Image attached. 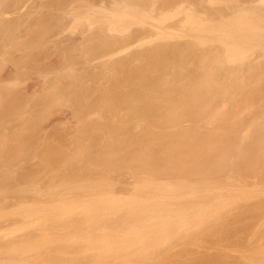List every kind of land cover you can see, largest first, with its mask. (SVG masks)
Returning <instances> with one entry per match:
<instances>
[{
	"label": "bare ground",
	"instance_id": "6f19581e",
	"mask_svg": "<svg viewBox=\"0 0 264 264\" xmlns=\"http://www.w3.org/2000/svg\"><path fill=\"white\" fill-rule=\"evenodd\" d=\"M24 7L30 10L25 12ZM197 7L201 8L200 10L203 8L204 12ZM21 10L25 13H21ZM4 13L16 16L5 19L2 16ZM176 28L182 29L180 34L184 28L191 30L195 38L187 34L190 37L188 40H175L173 37L176 38L174 35ZM76 32L78 35H75ZM177 33L179 35V32ZM129 42L134 45H144L145 48L140 47L141 51L131 50V53L127 50L128 54L125 56L126 53L124 55L122 50L124 51V46ZM131 43L129 47L132 46ZM255 55L256 60L253 58ZM0 56L4 57L6 63L5 65L3 62L5 66H2L3 59L0 58V109L5 117L2 118L3 115H0V127L2 128L1 125L7 122L6 119L13 121L11 119L16 120L19 116L18 123L22 121L20 125L16 122L15 125L20 126L16 127V130L11 127L12 124L8 126L14 130L12 133L8 132L10 135H5L2 131L0 133V203L7 200L5 199L7 197L12 204L15 203L13 205L15 209L20 208L23 203L22 209L17 211L14 209L12 212H10V208L13 209L11 204L12 207L8 206L10 207L8 212L7 207L5 209V206L0 204L5 209V213H0V219L4 216L3 220H0V229L6 228L10 221L8 219L13 220L17 217L18 220L22 219L24 224L29 225L38 218V215L39 217L43 215L48 221L42 220V228L52 229V226L47 224L49 222L54 228L58 226L60 228L61 225L66 228L68 225L72 234L85 231L82 235L78 233L76 243L70 238H75L77 234L74 235L75 237L70 236L69 239L67 236L65 240L59 235L61 233L59 228L56 231L54 229L48 231L47 228L43 231L44 229L40 228L41 224L38 223L35 229L40 227L36 230L41 229L40 232L45 233L48 231L46 235L41 232L46 236L43 237L39 231L34 232L36 231L33 228L34 224L31 229L26 225L25 227L30 229L28 235L36 233L31 234V240L33 237H38V241L35 239V242L33 239L34 243L32 241L26 243L27 239L30 240V236L25 233L26 230L17 238L12 235L8 240L0 235L3 239H0V254H3L0 257H5L4 262L6 259L9 260L11 253L13 254L11 256L16 254L14 257H19V260L27 253L23 263L18 261L16 264H24L28 255L31 260L27 263L32 262V259L37 260L31 264L36 261L41 263L38 259L47 258L50 251L55 252L57 249L56 253H59L58 248L62 247V250L68 253L70 250L72 252L73 248H77L79 253L83 246H88L83 250L88 249L91 254L84 252V255L73 257L72 252L73 260L81 258L88 261L91 257L97 256V260L105 259L104 261L108 260L107 263L115 259L112 262L114 263L120 257L125 259L124 256L133 255L136 260L149 256L150 259L148 257L147 259L151 260L150 264H159L158 260L160 264H176L179 260L184 261L186 255L185 261H187V255L189 259L192 257L189 255L190 252L185 253L182 258H180L181 254L177 258L168 257V254L166 258L162 257L165 258L163 261L153 258L156 253L166 254L175 240L196 234L195 232L202 228L207 227V231L213 229L215 226L211 227L210 224L217 223L216 220L220 223L219 219L226 217L224 214L229 207L234 211L239 210L240 201L243 200L245 203L244 200L250 197L252 199L254 193H250L252 189L245 190L246 187L239 189L238 193H232L234 185H250L248 182L251 180L247 182L244 177L260 176L256 179L262 178L259 180L260 186L264 184V0H0ZM261 57L263 60L260 59ZM140 59L144 64L140 65ZM6 61H9L8 63L11 61V65H7ZM6 66L7 68H4ZM32 74L33 77L35 75L38 77L39 82H34L35 85H31L30 91L28 89L23 92L26 85L21 89V80L23 77L26 79V75ZM31 105L35 106L37 111L33 112L31 109L28 111ZM57 107L71 109L70 117L73 115L77 119L76 128L74 130V124L70 123L74 118L69 117L70 120L67 121L69 124L65 123L67 119L62 121L66 124V126L63 124V127L51 121L52 124L47 130L48 136H60L62 137H58L60 142V139L66 140V136L69 138L70 135L71 138L75 135L73 138L76 148L73 149L74 143L70 144L67 140L72 147L68 148L69 144H65L66 149V146L62 148L61 145L57 149L56 147L59 146L56 145L55 149L50 148L51 152L49 151L48 154L47 152L45 154L43 149L42 154L45 155L43 157L40 155L42 158H39L43 161L39 164L42 167L38 165L37 168L36 164L40 161L38 162L37 159L36 163L34 161L32 163L30 159L32 156H39L37 152H40L38 149L40 146L35 145L37 147L34 148L35 151L34 143L28 142L32 141L33 135H36L33 136L34 139L38 138V133L42 132L39 131V127L43 119ZM25 112L29 115L27 118H25L27 115L23 114ZM97 112L96 118L94 115L91 117ZM136 123H141L139 126L141 129H135ZM83 138L90 141L84 145L85 147L81 144ZM79 139L82 142H79ZM15 141L16 146H11ZM88 141L84 140L85 143ZM16 149L21 150L22 155H29L30 159L26 158L27 162L34 164L36 172L34 167H29L32 164L26 165L23 160L27 168L24 169L23 165L22 169L21 161L18 160L25 157H17L20 156L21 151L17 152ZM27 151L30 153L28 154ZM15 159H18L17 162ZM13 163L20 165L22 169L20 173L16 172ZM28 168L30 169L27 170ZM41 168H50L51 173H48L52 176L46 178L47 170L46 173L39 172L43 170ZM11 170H15L19 176L13 174L14 171ZM41 173L47 174L44 175L45 178L40 177ZM39 177L43 178L41 181H47L43 185V187L47 185L44 188H41ZM256 181L255 184L258 186ZM116 185L121 187L116 188ZM123 185L124 187L127 185L126 188L130 185L132 187L129 190L125 188L124 191ZM111 189L114 191L113 194ZM115 189L123 194L125 192L128 194L129 191L130 197L133 198L120 201L118 197L122 193H118ZM224 189L231 190V194ZM260 189L253 192L264 193L263 189L261 191ZM108 190L112 195L108 197L107 194H102L105 191L108 193ZM131 190L133 191L130 192ZM133 193L138 196H132ZM99 194L105 196V199L102 196L98 198ZM114 194L120 195L117 197ZM79 195L80 198H85V203H82L84 200L81 199L82 201L78 200L80 203L74 205L73 197L79 199ZM258 195L255 194L256 197ZM121 196L123 198L126 195ZM143 196H145L144 200ZM32 197L40 199L37 201L39 207L35 206V203V207H28L27 205L30 204H25V201L26 203L31 201ZM61 197H66L63 199L66 204L67 200L73 199V202L69 201L73 204L66 207ZM94 197L96 199H93ZM56 199H60L65 206H60V203L57 206V201H60L57 200L52 209ZM258 200L260 201V198ZM17 203L21 204L16 205ZM49 203L52 204L49 208L42 207L45 204L50 205ZM73 205L75 207H72ZM257 205L258 207L251 206L252 210L249 206L246 208L243 205L245 212L242 211L255 212L256 216L259 214L257 211L260 202ZM76 207L82 211L76 210ZM263 209L260 208V211H264ZM3 210L1 211L0 208L1 212H4ZM73 212L79 216L75 215L76 217L73 218ZM112 213L110 217L108 214ZM244 215V219L248 217L247 221L254 217H250L249 214L247 217L246 214ZM99 220H103L100 223L110 220L104 222L110 229L108 232L101 229L103 223L101 226L99 224L102 231L98 232L99 234L95 232L99 229L96 225V221ZM61 221L67 224L63 225ZM85 221L88 224L90 222L91 226H87ZM14 222L10 221L12 226ZM92 222L95 223L96 230ZM45 224L47 225L44 226ZM85 225L90 229L93 227L94 231L85 229ZM80 226L84 228L79 229ZM227 227L228 225L224 227L225 230ZM64 230L62 229V232ZM218 230L216 228L211 231L210 235L215 237V234L220 233V237L222 235L228 239L232 229L228 230L227 234V230L222 234ZM49 232H52V235ZM54 232L58 236L53 235ZM67 232L65 230L61 235L68 234ZM71 233L69 235H72ZM232 235L229 238H234ZM21 236L25 242L20 239L23 244L15 243ZM40 236L43 239L39 238ZM226 238L223 239L227 241ZM68 240L75 242L81 249L74 247L75 245L71 246L73 242L71 241L70 244ZM204 240H201L202 243ZM79 242L83 244L85 242L86 245ZM15 244H18L17 247ZM66 244H70L69 248ZM207 244L209 246V242ZM32 249L35 250L36 255L40 252L39 249L41 252L45 250L40 258H36V255L34 257L32 254L34 253ZM92 251L97 252L96 256L92 255ZM65 252L60 253L61 256L55 253H50L49 256L54 260L53 262L57 261V264L60 261L63 262L60 264L66 262L70 264L71 252L67 257V253L62 257ZM5 253L10 254L4 255ZM224 255L220 254V256ZM256 255L249 257V263L264 264V252L261 251ZM197 257L199 262H203L202 264H220L218 259V261L214 260L216 256H212L214 257L212 259L210 254L211 259H203L204 257H200L199 254ZM17 258L11 257L10 260H18ZM50 258L43 262H51ZM140 261L139 263H142V260ZM53 262L47 264H56Z\"/></svg>",
	"mask_w": 264,
	"mask_h": 264
},
{
	"label": "rangeland",
	"instance_id": "374dc122",
	"mask_svg": "<svg viewBox=\"0 0 264 264\" xmlns=\"http://www.w3.org/2000/svg\"><path fill=\"white\" fill-rule=\"evenodd\" d=\"M28 4H29V3H28ZM32 4H33V3H32ZM29 5H31V3H30ZM29 5H27V6L30 7ZM31 6H33V5H31ZM200 7H201V6H200ZM24 8H25V7H24ZM31 8H32V7H31ZM197 8H198L199 10L201 9V8H199V7H197ZM22 10H24V9L22 8ZM22 10H21V11H22ZM28 10H30V8L27 9V7H26L24 11L27 12ZM24 11H22L21 13H25ZM200 11H203V8H202V10H200ZM203 12H204V11H203ZM203 12H202V13H203ZM21 13H20V14H21ZM12 14H13V13H12ZM2 16L5 17V19H10L11 17L13 18V17L16 16V15L13 16V15H11V14H8V13L5 14V13H4V15H2ZM178 16H180V14H179ZM178 16H177V17H178ZM181 16H183V15L181 14ZM177 17H176V18H177ZM176 18H175V20H176ZM178 18H180V17H178ZM169 20H171L172 22H174L172 19H169ZM169 20H167V22L171 23ZM169 23H168V24H169ZM166 24H167V23H166ZM168 24H167V25H168ZM172 24H174V23H172ZM35 26H36V24H35ZM36 27H37V26H36ZM36 27H35V28H36ZM178 27H179V26H178ZM181 27L183 28V26H180V28H181ZM184 29H186V28H184ZM184 29H183L182 33L180 34V31H181L182 29H181V30H177V28H176L175 30H177V31L174 30V31L176 32V34H174V35L176 36V38H175V37H173V38H174L175 40L178 41V40H183V39L188 40V39L190 38L189 35H190L191 37L193 36V35H192L193 32H192L191 30H188V29L184 30ZM188 31H190L191 33H189ZM70 32H71V30H70ZM177 32H179V35H178ZM183 32H185V33H183ZM76 33H77V32H76ZM73 34H74V33H73ZM183 34H184V35H183ZM187 34H189V35H187ZM75 35H78V33L75 34ZM174 35H173V36H174ZM182 35H183V36H182ZM18 37H19V36H18ZM21 37L23 38V35H21ZM179 37H180V38H179ZM188 37H189V38H188ZM186 38H187V39H186ZM192 38L194 39L195 37L193 36ZM192 38H191V40H192ZM142 41H143V40H142ZM142 41H139V42H142ZM189 41H190V40H189ZM181 42H183V41H181ZM186 42H187V41H186ZM130 43H131V42H129V44H130ZM134 43H135V42H134ZM129 44H126V45H128V47H127L126 45L124 46V51L122 50V53H123V54L126 53V55L124 54L125 56H127V54H128L129 52L131 53V50H134V49H136V50L139 49V50H140V47H141V49H144V48H145L144 45H140V44L137 45V44H136L137 47H138V48H137L136 45H134L133 43H131V44H132V46L134 45V47H132L131 45H130L131 47H129ZM142 46H143V47H142ZM135 47H136V48H135ZM125 48H126V49H125ZM129 48H130V49H129ZM127 50H128V53H127ZM136 50H135V51H136ZM139 50H137V51H139ZM140 51H141V50H140ZM132 52H133V51H132ZM120 53H121V52H120ZM122 53H121V55H123ZM254 54H255V53H254ZM124 55H123V56H124ZM256 55H257V54H256ZM256 55L253 57L254 59L256 58ZM140 57H141V56H140ZM0 58L3 59L4 57H3V56H0ZM257 58H258V57H257ZM262 58H263V57H261L260 59L263 60L264 58H263V59H262ZM255 60H256V59H255ZM258 60H259V59H257V61H258ZM0 61H1V60H0ZM140 61H141V59H140ZM140 61H139L140 65L144 64V63H143V62H144L143 60H142L143 62H142V61L140 62ZM259 61H260V60H259ZM1 62H2V64H3L4 59H3ZM6 62H7V61H6ZM8 62H9V61H8ZM8 62H7V65L9 64V66H10V65H11V61H10V63H8ZM141 63H142V64H141ZM0 64H1V63H0ZM4 64L6 65L5 62H4ZM4 64H3L2 66H5ZM4 68H7V66L4 67ZM4 70H6V69H4ZM35 76H36V75H35ZM35 76H34V77H35ZM26 77H27L26 79H24V77H23L22 80H21V81H22V82H21V83H22V84H21V89L24 88L23 85H26L25 88L22 90L23 92H24V91H28V89H29V91H30V90L32 89L31 85H32V86H33V84L35 85L34 82L37 83V81L39 80L38 77H35V78H34V77H33V74H32L31 76H27V75H26ZM119 78H120V77H119ZM23 79H24V80H23ZM28 79H29V80H28ZM31 79H32V80H31ZM36 79H37V80H36ZM26 81H27V82H26ZM30 81H31V83H30ZM32 81H33V82H32ZM23 82H24V83H23ZM25 82H26V83H25ZM38 82H39V81H38ZM29 84H30V85H29ZM34 107H35V106H34ZM34 107L31 105V107L28 108V111H29V109H31L33 112L37 111L36 108H34ZM36 107H37V106H36ZM58 108H59V107H57L56 109L54 108V110H52V113H50V114L48 115V117H46L45 119H43L42 124H41L42 126L39 124V125H40V127H39V128H40L39 131H42V132L44 131L45 133L42 134V132H41V133L39 132L38 135L41 134L42 136L39 135V136H40V138H39V136L37 135L38 138H37V139L35 138L36 140L33 138L34 135L32 136V134H31V136H32V138H31L32 141H29V140H28L29 142L27 141L28 143L33 142V143H34V144H33L34 146H35V145H37V147L40 146V147L38 148V149L40 150V152H37V153L39 154V156L35 157V156H32V155H31L32 158L30 159L29 155H28V156H26L25 154L22 155V151L16 149L17 152H20V151H21V152H20V156H17V157H21V156H24V157H25V159H24L23 157H22L23 159L21 158V160H20V158H19V160L17 159L18 161H21V162H20L21 167L24 165V169H25V167L27 168V166H26V165H28L27 163H30V161H31V162L34 161V163H36V162H37V159H38V162L40 161L39 163L36 164V166H37V168H38V165L41 164V163L43 162L42 159L40 160L39 158H42L43 155L46 154L45 152H47V154H48L49 151H50V148H51V150H53V148L55 149V146H56V145H57V146L61 145L62 148H64V147L66 146L65 144H69L68 141H70V144H71L72 142L74 143V144H73V149L76 148V147L74 148V146H76V145H75L76 142H74V138H73V136H75V135H72L71 138H73V139L70 138V135H69V138H68L67 136H66V138L63 137V138H65L66 140H64V139H63V140L60 139V142H59L58 137H59V138H62V137L57 136V135H55V136H54V135H51L52 137H49V136H48V133H49V132L47 131V130H49L48 126H50V124H52V122H54V123L57 122V123H59V124L61 123V125L58 124V126H59V127H60V126L63 127V124L66 126L65 123H68V122H67L68 120H70L71 118H74L73 120H71L70 123H71V125L74 124V125H73L74 130H75V128H76V127H75V122L77 121V119L75 118V116L73 117V115H72V117H70V116H71V113H70L71 109L66 108V107H64V109H63V107H60L59 109H58ZM20 109H21V108H20ZM20 109H18V110L21 112ZM37 109H38V108H37ZM66 109H67V111H66ZM31 110H30V112L33 113ZM56 110H57V111H56ZM101 110H102V109H101ZM54 111H55V112H54ZM64 111H65V112H64ZM0 112H1V109H0ZM53 112H54V113H53ZM68 113H69V114H68ZM3 114H4V113L1 112L0 115H3ZM21 114H22V113H21ZM23 114H24V115H25V114L27 115L25 118H27V117L29 116L27 112H25V113H23ZM23 114H22V116H23ZM95 114H98V112L92 114L91 117H93V115H94V118H96V115H95ZM60 115H61V116H60ZM67 116H68V117H67ZM97 116H98V115H97ZM1 117H2V116H1ZM17 117L19 118V116H17ZM23 117H24V116H23ZM58 117H60V118H58ZM64 117H66V118H64ZM69 117H70V119H69ZM2 118H5L4 115H3ZM2 118H1V121H3ZM18 118L16 119L17 121L15 120V118L11 119V120H13V121H10L9 119H6V121H7V122L9 121L10 124L6 122L5 124L1 125L2 128H4V129H2V128L0 127V129H1V130H0V133H1V131H2L3 134H5V135H10V134H8V132H9V133H10V132L12 133V131H14L13 128L15 129V128L17 127V126H16V125H17L16 122L18 123ZM20 118H21V117H20ZM54 118H55V119H54ZM56 118L59 119V120H57ZM61 118H63V119H61ZM65 119H67V120L65 121V123H62V121H64ZM75 119H76V120H75ZM92 119H93V118H92ZM21 120H22V119H21ZM53 120H54V121H53ZM4 121H5V120H4ZM51 121H52V122H51ZM59 121H60V122H59ZM73 121H74V122H73ZM134 121L136 122V120H134ZM19 122H20V121H19ZM21 122H22V121H21ZM21 122H20V123H21ZM135 122H133V124H134ZM137 122H138V121H137ZM20 123H18V124L20 125ZM40 123H41V122H40ZM43 123H44V124H43ZM54 123H53V124H54ZM57 123L55 124L56 126H57ZM72 123H73V124H72ZM6 124H7V125H6ZM11 124H12V126H11ZM15 124H16V125H15ZM68 124H69V123H68ZM68 124H67V125H68ZM133 124H132V125H133ZM140 124H141V123H140ZM140 124H137V123H136L135 126H134L135 129H137V130H138V129H141V127H139ZM9 125H10L11 127H13V128L8 127ZM77 125H78V123H77ZM79 125H80V122H79ZM14 126H15V127H14ZM45 126H46V127H45ZM19 127H20V126H19ZM19 127H17V128H19ZM132 127H133V126H132ZM41 128H43L44 130L41 129ZM47 128H48V129H47ZM11 129H12V130H11ZM15 130H16V129H15ZM3 131H4V132H3ZM5 132H6V133H5ZM47 132H48V133H47ZM35 133H37V132H35ZM46 133H47V134H46ZM11 135H12V134H11ZM45 135H47V136H45ZM49 135H50V134H49ZM31 136H30V137H31ZM35 136H36V135H35ZM35 136H34V137H35ZM45 137H46V138H45ZM47 137H48V138H47ZM76 137H77V136H76ZM0 138H1V136H0ZM77 138H79V137H77ZM77 138H76V140H77ZM38 139H39V140H38ZM45 139H46V140H45ZM81 139H82V138H81ZM81 139H79V140H80L79 142H82ZM83 139H84L85 141H88V140H89V139L86 140L85 138H83ZM67 140H68V141H67ZM71 140H73V141H71ZM84 140H83V142L81 143V144H83V146H84L85 144L87 145V143L90 142V141H88V142L85 143ZM63 141H64V142H63ZM65 141H66V143H65ZM23 142H24V141H23ZM36 142H37V143L40 142L41 144H40V143H39V144H36ZM42 142H43V144H42ZM54 142H55V144H54ZM62 142H63L64 144H62ZM79 142H77V145H78ZM9 143H11V142H9ZM9 143H8V144H9ZM12 143H13V144H12ZM12 143H11V146H12V145H15V144H16V141H15V142H12ZM14 143H15V144H14ZM18 143H19V142H18ZM26 144H27V143H26ZM46 144L49 145V146L47 147ZM51 144H52V147H51ZM53 144H54V145H53ZM70 144H69V147H68V148L72 147V145L70 146ZM81 144H79V145H81ZM19 145L22 146L21 144H19ZM31 145H32V143H31ZM33 145H32V146H33ZM42 145H44V146H42ZM15 146H16V145H15ZM23 146H24V145H23ZM53 146H54V147H53ZM63 146H64V147H63ZM37 147L35 146V147H33V149H34V148L37 149ZM81 147H82V146H81ZM84 147H85V146H84ZM41 148H42V150H41ZM56 148L59 149L60 146H59V147H56ZM66 148H67V146L65 147V149H66ZM33 149H32V150H33ZM43 149H44V151H43ZM46 149H47V151H46ZM48 149H49V150H48ZM73 149H72V150H73ZM16 150H13V151H15V153H16ZM34 150H35V149H34ZM39 150H37V151H39ZM62 150H64V149H62ZM67 150H68V149H67ZM35 151H36V150H35ZM42 151H43L45 154H44V153L42 154ZM24 152H26V150H24ZM24 152H23V153H24ZM27 152H28V151H27ZM50 152H51V151H50ZM29 153H30V151L28 152V154H29ZM37 153H36V154H37ZM40 153H41V154H40ZM16 154H19V153H16ZM26 154H27V153H26ZM40 155H41L42 157H40ZM17 157H16V158H17ZM28 157H29V158H28ZM34 157H35V158H34ZM26 158L30 159V161L27 162V159H26ZM15 160H16V159H15ZM15 160H14V161H15ZM17 160H16V162H17ZM22 160L26 163V165H25V163H24ZM25 160H26V161H25ZM35 161H36V162H35ZM16 162H15V164H16ZM22 162H23V163H22ZM32 163H33V162H32ZM32 163H30V164H32ZM15 164L13 163V165H15ZM17 164H18V163H17ZM13 165H12V166H13ZM20 165H15V167L13 166V167L16 169V172L19 171L18 173H20L21 170L23 169V167H22V169H21ZM17 166H18V168H17ZM39 166L42 167V165H39ZM43 166H44V165H43ZM19 167H20V168H19ZM29 167H34V164H32V166L29 165ZM40 167H39V169H40ZM35 168H36V167H34V171H35ZM10 169H13V168H10ZM29 169H30V168H28L27 170H29ZM31 169H33V168H31ZM41 169H43L44 171H43V170H41V171L39 170V172H45V170H47V171H46L47 173H48V172L51 173V169H50V168H48V169H50V171H48L47 168H46V169L41 168ZM0 170H1V168H0ZM36 170H37V169H36ZM11 171H12V172L14 171L13 174H17V173L15 172V170H11ZM37 171H38V170H37ZM52 171H53V170H52ZM54 171H55V174H54V175H56V170H54ZM30 172H32V171L30 170ZM35 172H36V171H35ZM46 172H45V173H46ZM45 173H44V174L41 173L42 175H40V177H41V176L44 177V175H47V174H45ZM50 173H48V176H47L46 178L49 179ZM53 173H54V172H52V174H53ZM17 176H19V175L17 174ZM51 176H52V175H51ZM51 176H50V177H51ZM40 177H39V179H40ZM113 177H114V176H113ZM248 177H250V178H252V179H250V178H248ZM253 177H254V180H253ZM258 177L260 178V176H257V177H256V176H253V175H252V176H246V177H244V179H245L247 182H248V180H251V181H252V182H251V181L248 182V184H250V185H247L248 187H247L246 185H245V186L241 185L242 187H241L240 185H234V186H232V193H233V194H234L235 192L238 193V192H239V191H238L239 189H242V188L245 189V187H246L245 190L250 191V190L252 189V190L250 191V193H254V194H253L254 196H255V194H259V195L261 194L260 197H259V195H258L257 197H256V196H255V197L252 196V199H251V197H250V198L244 200L246 204L243 202V200L240 201V203H238V206L241 205V206H239V207L242 208V209L240 208L241 211L244 210V212H245V208L243 209V207H242L243 205H244V207H246V208H247V206H249V207L251 208V206H254V205H256V206L258 207L257 203L259 204V202H260V206L263 205L262 207L259 206V211H257L260 215H259V214H256V216L258 215V216L256 217V216H255V212H250V211H246L247 213H244V212L242 211V212H243V215H242L241 211H239L240 209H239V210H236V209H235V211H234V210L229 209V208H230V207H229V208H228L229 210L227 209V210H226V214H224V215H226V217L223 216V218L219 219V220H220V223H219L218 220H216L217 223L215 222V224H217V225H215L214 223H212V224H214V225L210 224L211 227H212V226H215V227H213V229L211 228V230L209 229V230L207 231V230H206L207 227H206V228H202V230L197 231L198 233L195 232L196 234H190V235H187V237H185V238H183V239L181 238L180 240L178 239V241L175 240L174 242H172V247H171V249H169L168 252H167L166 254H165V253H162V252H160V253H156V254H155L156 256H155L153 259H156V258H157V259H162V257H164V256H165V258H166V255H168V254H169L168 257H171V258H173V257H176V258H177V257H179V255L181 254V255H180V258H182V257H184L183 255H185V253L190 252L189 255L192 256V257H190V259L188 258V255H187V259H188V260L185 261V259H186V255H185V257H184V258H185L184 261L178 259V260L181 261V262L178 263L179 261H177L176 264H177V263H178V264H181V263L183 264V262H186V263L188 262L187 264H193L194 261H196V263L194 262V264H202L203 262H199V260H198V257H197L198 254H199L200 257H204L203 259H205V258H210V257L213 259V258L216 256V258H215L214 260H216V261L219 260V261H220V262H219L220 264H221V263H222V264H226V263L229 264V262H231L230 264H238V263L241 262V261H242L241 264H243V262H244V264H252V263H249V257H253L252 255L255 256L256 254L258 255L261 251L264 252V211H260V208H261V210H262V208H264V193H256V192H253L254 190H255V191H259V190H257L258 188H259V189L261 188V189H263L262 191H264V184L260 186V183H261V182L259 181V180H262V178L257 180L256 178H258ZM37 178H38V177H37ZM44 178H45V177H44ZM53 178H54V176H53ZM53 178H51V179L53 180ZM35 180H36V178H35ZM41 180H43V178H41L40 181H41ZM44 180H45V179H44ZM52 180H49V181H52ZM256 180H257L258 182H257ZM36 181H37V180H36ZM38 181H39V180H38ZM45 181H46V180H45ZM45 181H41V182H40V184L42 185V186L40 185L41 188L43 187ZM253 181H254V182H253ZM255 181H256V183L258 184V186L255 184ZM259 182H260V183H259ZM42 183H43V184H42ZM46 183H47V181H46ZM253 184H255V186H256V188H254V189H253V187H255V186H252ZM40 186H39V187H40ZM45 186H47V185H45ZM45 186H44V187H45ZM116 186H117V185H116ZM116 186H115V187H116ZM118 186L121 187V185H118ZM118 186H117L116 188H119ZM235 186H236V187H235ZM239 186H240V187H239ZM249 186H250L251 188H250ZM262 186H263V187H262ZM44 187H43V188H44ZM126 187H127V185H126ZM126 187H124V185H123L124 191H126V189L129 190V188H131L132 186L130 185L129 188H126ZM257 187H258V188H257ZM113 188H114V187H113ZM125 188H126V189H125ZM233 188H234V189H233ZM107 189H108V188H107ZM107 189H106V190H107ZM120 189H121V188H120ZM261 189H260V191H261ZM111 190H112V189H111ZM115 190H116L117 192L119 191V190H117V189H115ZM121 190L123 191V189H121ZM133 190H134V189H133ZM133 190H131L130 192H132ZM235 190H236V191H235ZM109 191H110V190H108V193H110V194L105 193V192H107V191H105L104 193L102 192V194H103V195H106V194H107L108 197H109L110 195H112V194L114 193L113 190H112V194H111V191H110V192H109ZM224 191H225V192H228V193L231 194V190H228V191H227L226 189H224ZM134 192H136V191H134ZM115 193H116V192H115ZM118 193H120V194L122 193L121 195H126V196L129 195V196H127V197L124 196V197L122 198V196H121L120 194H119L120 196H119L118 194H117V195L114 194V196H117V197L119 196L118 198H120V199H118V200H120V201L123 200V202H124V200H127V201H128L129 197L131 196V193H129V191H128V194H127V192H125L126 194H125V193L123 194V192H118ZM228 193H227V194H228ZM63 194H64V193H63ZM63 194H62V195H63ZM65 194H67V193H65ZM102 194H99L100 196H97V197L99 198V197L102 196V197L105 199V196H103ZM67 195H68V194H67ZM77 195H78V194H77ZM77 195H75V196H77ZM81 195H82V194H81ZM134 195H135V197L138 196V195H136V194L133 193L132 196H134ZM262 195H263V196H262ZM60 196H61V194H60ZM64 196H66V195H64ZM68 196H69V195H68ZM68 196H66V197H68ZM75 196L73 197L74 200H75L74 205H76L77 203H80L78 200H81V199L84 200V199H85L84 197H83V198H82V197L80 198V195H79V199H78V197L76 198ZM94 196H95V195H94ZM261 196H262V197H261ZM66 197H61V200H62V203L65 204L66 207H67V205H72V204H73V203L70 204L69 201L73 202L74 200H73V199H72V200L69 199V200H67L68 203L66 204V203H65L66 201H65V200L63 201V199H65ZM95 197H96V196H95ZM95 197H94L93 199H96ZM106 197H107V196H106ZM32 198H33V197H32ZM57 198H58V196H57ZM59 198H60V197H59ZM69 198H71V195H70ZM124 198H127V199H124ZM130 198H133V197H130ZM259 198H260V201L258 200ZM5 199H7V200H5ZM5 199H4L5 201H4V202L2 201L0 204L3 205V206H5V209H6V207H7V209H6L7 212H8L10 209H11L10 212H12V210L14 211V209H15L14 207H15V206H13V205H14L15 203L12 204V201L9 199V197H7V198H5ZM12 199H13V198H12ZM33 199H35L36 202L33 201ZM33 199H32L31 201H28V199H27L28 202L26 203V201H25V204H26V205H27V204H30V205H27L28 207H35V206L39 207L37 201L40 200V199H39V198H33ZM76 199H77V200H76ZM86 199H87V198H86ZM90 199H92V198H90ZM90 199H89V201H91ZM142 199L144 200V199H145V196H143ZM249 199H250V201H249ZM9 200H10V201H9ZM29 200H30V198H29ZM44 200H46V199H44ZM57 200H60V199H56V200H54L55 203H54L53 206H52L51 203H49L50 205H47V206H46V204H48V202H47L48 199H47L46 204L43 205V206L41 205V206H42V207L45 206V207H48V208H49V206H52V209H53V208L55 207V205H56V201H57ZM61 200H60V201H57V206H58V203H60V206L63 207V206H65V205H63V204L61 203ZM13 201L16 202V200H13ZM41 201L44 202L42 199H41ZM41 201H40V202H41ZM50 201L53 203V201H52L51 199H50ZM50 201H49V202H50ZM81 201H82V200H81ZM89 201H86V202H89ZM247 201H248L250 204H254V205H250ZM261 201H262V202H261ZM30 202L33 203V204H31ZM125 202H126V201H125ZM4 203H5V204H4ZM34 203H35V206H34ZM82 203H85V200H84ZM82 203H81V204H82ZM10 204L13 206V209L10 208V207H12V206H10ZM18 204H19V203H17L16 205H18ZM20 204H21V203H20ZM20 204H19V205H20ZM22 204H23V203H22ZM22 204L19 206L20 208L22 207ZM40 204H41V203H40ZM42 204H44V203H42ZM1 205H0V208H1V211H2L4 208L1 207ZM32 205H33V206H32ZM74 205H73L72 207H75ZM8 206H10V207H9L10 209L8 208ZM41 206H40V207H41ZM60 206H59V208H60ZM256 206H255V207H256ZM17 207H18V206H17ZM17 207H16V208H17ZM23 207H25V205H23ZM45 207H44V208H45ZM236 207H237V206H236ZM239 207H238V208H239ZM20 208H18V209H20ZM44 208H43V209H44ZM56 208H57V207H56ZM77 208H78V207H76V210H79V209H80V208H79V209H77ZM90 208H91V207H90ZM231 208H232V207H231ZM5 209L3 210L4 212H1V211H0V213H1V214H2V213H5ZM8 209H9V210H8ZM18 209H15V210L17 211ZM21 209H22V208H21ZM50 209H51V208H50ZM233 209H234V208H233ZM230 210H231V211H230ZM248 210H249V209H248ZM250 210H252V208H251ZM263 210H264V209H263ZM80 211H82V210L80 209ZM238 211H239V215L236 217V214L238 213ZM228 212H229V213H228ZM230 212H231V213H230ZM257 212H256V213H257ZM73 213H74V212H73ZM82 213H83V212H82ZM84 213H85V210H84ZM233 213H234V214H233ZM250 213H251V214H250ZM253 213H254V214H253ZM261 213L263 214L262 216H261ZM228 214H231V215L228 216ZM240 214L242 215V217H241ZM244 214H246V217L248 216L247 214H249V216L253 214V216H254L255 218H254L253 216H250V217H253V219L250 220V218H249L248 221H247V218H248V217H247L246 219H244V218H245V217H244V216H245ZM70 215H71V214H70ZM75 215H76V214L74 213V217H73V218H75L76 216H79L78 214H77L76 216H75ZM108 215H110V217H111V216L113 215V213H112V214H108ZM36 216H37V215H36ZM42 216H43V215H42ZM42 216L39 217V215H38V218L35 219V220H33L32 222H30V220H31L32 218L29 219L28 222H30V224H29L30 227H28V226H29L28 224H24V221H23L22 219H20V218H19L20 220H18L17 217H15L13 220L8 219V220H10V221H15V222H14L15 224H13V226H12V224L10 223V221H8L10 225L8 224L7 226H9V227L5 226L6 228H4V227H3V229L1 228L0 230H2V231H0V233H1L0 235L2 236L3 239L6 238L7 240L10 239V236L12 237V235H13L14 237L17 238V236H18V235H22L23 232H25V230H26L25 233L27 234V233L29 232V230L32 228L33 224H34L33 228L35 229V226H36V224H38V223L41 224V227H40V226H39V227H40L42 230L44 229L43 231H45V229H46L47 227H46V228H45V227L42 228V223H43L42 220H45L46 222H47L48 220H47V219H44V216H43V217H42ZM71 216H73V214H72ZM71 216L69 217V219L71 218ZM232 216H233V220H232ZM260 216H261V217H260ZM3 217H4V216H1V219H2V220H3ZM108 217H109V216H108ZM228 217H229V218H228ZM234 217H235V218H234ZM239 217H240V218H239ZM16 218H17V219H16ZM40 218H41V221H40ZM241 218H242V219H241ZM1 219H0V220H1ZM15 219H16V220H15ZM38 219H39V220H38ZM62 219H63V218H62ZM109 219H110V218H109ZM64 220H65V218H64ZM64 220H63V221H64ZM74 220H75V219H74ZM5 221L7 222V220H5ZM16 221H17V222H16ZM21 221H22V222H21ZM26 221H27V219H26ZM63 221H61V222H63ZM65 221L67 222V220H65ZM100 221H103V220H99V221H98L99 223L96 221V225H97V227L99 228V227L101 226V224L103 223V227H101V229H102V230L105 229L104 231H107V232H108L110 229L107 228V227L105 226L106 223L104 224V222H106V221H109V222H110V220H106V221L104 220V222H102V223H100ZM221 221H222V223H221ZM18 222H19V223H18ZM28 222H25V223H28ZM72 222H73V221H72ZM213 222H214V221H213ZM247 222H248V223H247ZM44 223H45V222H44ZM92 223H94V222H92ZM97 223H98V224H97ZM111 223H112V222H111ZM218 223L220 224V226H219ZM19 224H20V225H19ZM47 224H48V226L50 225V227L52 226V229L47 228L48 231H54V230L56 231V229L59 228L58 225H57L58 227L54 228L53 225H51L49 222H48ZM47 224H45L44 226H46ZM62 224L64 225V224H67V223H64V222H63ZM72 224H73V223H72ZM72 224H71V225H72ZM85 224H87V226H88V225H90V222H89V224H88V222L85 221ZM99 224H100V226H99ZM107 224H108V223H107ZM224 224L228 225V227H229V228L227 227V229H226V230H227L226 234L228 233V230H231V229H232V230H233V229L235 230V231L233 230V233H232V230H231V232H230V234H229V236H231V235L233 234L234 236L232 235V237H234V238H231V237L229 238V236H228V239H227L226 237H224V236H222V235H221V237H220V233L217 234V235H219L218 237H217L216 234H215V237H214V236L212 237V235H210V234H212L211 231L216 230V228H217V230L219 229V230L221 231V234L224 233V231H226V230H225L226 225H224ZM26 225H28V226H26ZM59 225H61V224H59ZM71 225H70V226H71ZM78 225H79V224H78ZM82 225H84V223H83ZM94 225H95V223L93 224V226H94ZM96 225H95V226H96ZM110 225H111V224H110ZM229 225H230V226H229ZM239 225H240V226H239ZM242 225H243V226H242ZM25 226H26L27 228H30V229H27ZM37 226H38V225H37ZM54 226H55V225H54ZM70 226H69V227H70ZM76 226H77V225H76ZM85 226H86V225H85ZM87 226H86L85 229H90V227L88 228ZM90 226H91V225H90ZM95 226H94V228H95V230H96L97 227H95ZM108 226H109V225H108ZM238 226H239V227H238ZM12 227H13V228H12ZM14 227H15V228H14ZM22 227H23V229H22ZM39 227H36V229H38ZM61 227H63V226L61 225ZM61 227H60V228H61ZM224 227H225V228H224ZM237 227H238L239 229H238ZM240 227H241V228H240ZM246 227H247V228H246ZM60 228H59L58 230L61 231V233H63L65 230L68 231V232H67L68 234H64V235H61V233H60V234L57 233V234H59L61 237L65 238V240L69 239L70 236H71V237H75L74 235H76V234H77V235H76L75 238H70V239H74L73 241L78 240L79 235H82V234H84V232H85V231H83L84 229H81V230L83 231V232H80L81 234H80L79 232H76V234H72L71 231H70L71 227H70V229H69V228H68V225H66V228H65V226L62 228V229H65L63 232H62V229H60ZM67 228H68V229H67ZM72 228H73V226H72ZM78 228L80 229V228H84V227L80 226V227H78ZM78 228L75 227L76 230H79ZM94 228L92 227L93 231H94ZM214 228H215V229H214ZM7 229H8V230H7ZM16 229H17L18 231H17ZM19 229H20V230H19ZM36 229H35V230H36ZM41 229L36 230V231H34V232H38V231L40 232ZM53 229H54V230H53ZM92 229H90V230H92ZM204 229H205V232H204ZM223 229H224V230H223ZM12 230H13V231H12ZM58 230H57V231H58ZM99 230H100V228H99L97 231H95V232H96V233H98V232L100 233V232L102 231V230H100V231H99ZM219 230H218V232H220ZM43 231H41V232H43ZM48 231H46L47 234H48ZM59 231H58V232H59ZM73 231H75V230H73ZM79 231H80V230H79ZM209 231H210V233H209ZM41 232H40V233H41ZM87 232L90 233V231H87ZM200 232H201V233H200ZM202 232H203V234H202ZM206 232H208V233H206ZM235 232H236V233H235ZM237 232H238V233H237ZM43 233H45V232H43ZM43 233H41V235H42ZM46 233H45V235H46ZM49 233L51 234L52 232H49ZM69 233H71L72 235H69ZM78 233H79V235H78ZM92 233H94V232H92ZM99 233H98V234H99ZM111 233H112V231H111ZM119 233H120V231H119ZM199 233H200V234H199ZM205 233H206L207 235H206ZM15 234H16V235H15ZM31 234H32V235H35L36 233H35V234H34V233H31ZM31 234H30V233H29V235L27 234L28 237L30 236V237H29L30 240H28V239L26 240V236H25V234L23 235V237L25 236L24 239L26 240V243H27V242H31L33 239H34L35 242H36L35 239H37V241H38V237H37V238H34V237H33V239L31 240V238H32V237H31ZM50 234H49V235H50ZM208 234H209V235H208ZM236 234H237L238 236H235ZM45 235L43 234L42 236H43V237H46ZM51 235H52V234H51ZM53 235H56L55 232H54ZM96 235H97V234H96ZM200 235H201V236H200ZM1 236H0V239H2ZM36 236H37V235H36ZM56 236H58V235H56ZM60 236H59V237H60ZM67 236H68V237H67ZM8 237H9V238H8ZM19 237H20V236H19ZM23 237L21 236V238H19V240L22 239ZM28 237H27V238H28ZM43 237L40 236L39 238L43 239ZM50 237H52V236H50ZM50 237H49V238H50ZM61 237H60V239H63V238H61ZM66 237H67V239H66ZM199 237H200V239H201L202 241L205 239L203 243H202L201 240H199ZM201 237H202V238H201ZM216 237H217V238H216ZM235 237H236V238H235ZM76 238H77V239H76ZM215 238H216V239H215ZM221 238H222V239H223V238H226L227 241L229 240L230 242L228 241V242H229V243H228V242H227L226 240H224V239H223V241H222V240H220ZM3 239H2V240H3ZM24 239H22V240L25 242ZM41 239H39V240H41ZM45 239L47 240L48 238H45ZM45 239H44V240H45ZM196 239H197V240H196ZM19 240H18L17 242H15V243H18V242H19V243H22V242H23L22 240H20L21 242H20ZM46 240H45V241H46ZM209 240H210V241H209ZM214 240H215V242H214ZM232 240H233V242H231ZM34 241H32V242L34 243ZM71 241H72V240H68L67 242L70 243V244H72ZM73 241H72V242H73ZM197 241H199V242H197ZM218 241H220L221 243L218 242ZM43 242H44V241H43ZM75 242H76V241H75ZM75 242H73V245H71V246H74V245H75L74 247H78V249H79L80 246H77V244H76L77 242H76V243H75ZM193 242H194V243H193ZM195 242H196L197 244H195ZM207 242H209V246H208ZM211 242H212V244H211ZM217 242H218V243H217ZM224 242H225V243H224ZM33 243H29V244L31 245V244H33ZM74 243H75V244H74ZM79 243H80V242H79ZM79 243H78V245H80V244H82V245L85 244V245H86L85 242H84V244H83V242H81L80 244H79ZM201 243H202V245H201ZM219 243H220V244H219ZM22 244H23V243H22ZM70 244H69V245H70ZM225 244H226V245H225ZM17 245H18V244H17ZM17 245L15 244V247H17ZM69 245L66 244L67 247H68ZM82 245H81V246H82ZM205 245H207V246H205ZM58 247H59V246H58ZM87 247H88V246H83V247H82V250H80L79 253H78V250H76L77 248H76V249L73 248V250H76V251L74 252V251L72 250V252H73V254H74V255H73L72 252H71V250H70L71 254H70V252H68V253H69L71 256L69 255V257L72 258V255H73V257H74V256H75V257H77V256L79 257V254H80V255H84V252H85V254H86V252H87V253H88V252L90 253V251H89L88 249H87V251H85ZM183 247H184V248H183ZM2 248H3V247L1 246V249H2ZM44 248H45V247H44ZM68 248H69V247H68ZM83 248H85V250H83ZM197 248H198V250H197ZM14 249H15V248H14ZM42 249H43V248H42ZM47 249H48V248H47ZM47 249H46V250H47ZM55 249H56V248H55ZM65 249H67V248H65ZM70 249H72V248L70 247ZM80 249H81V247H80ZM186 249H187V250H186ZM190 249H192V250H190ZM201 249H202L203 251H202ZM44 250H45V249H44ZM44 250H43V252H44ZM49 250H50V249H49ZM172 250H173V251H172ZM177 250H178V251H177ZM181 250H182V252H181ZM185 250H186V252H185ZM193 250H194V252H192ZM195 250H196V251H195ZM31 251L34 252V253H32ZM31 251H30V252H31L32 254H34V257H35V255H36L37 253L35 254V250L33 251V249H32ZM39 251H40V252H39ZM39 251H38V252L41 253V254L38 253V255H40V256L36 255V258H40V257L42 256V253H43V252H41V249H39ZM56 251H57V249H56ZM56 251H55V252L50 251L49 254H50V253H55V254H57V255L59 254L58 256H61L60 253L65 252V251L62 250V247H61V249L58 248L59 253H56ZM60 251H61V252H60ZM67 251H68V250H67ZM171 251H172V252H171ZM199 251H200V252H199ZM201 251H202V252H201ZM209 251H210V252H209ZM46 252H48V251H46ZM46 252H45V253H46ZM92 252H93V251H92ZM95 252H96V251H95ZM175 252H176V253L178 252L179 254H178V253L176 254ZM198 252H199V253H198ZM203 252H204V253H203ZM219 252H220V253H219ZM66 253H67V252L63 253V254H62V257H64ZM68 253H67L66 257L68 256ZM82 253H83V254H82ZM93 253H94V252H93ZM93 253H92V255H95L97 252L94 253V254H93ZM171 253H172V254H171ZM173 253H174V255H175V254H176V255L174 256ZM196 253H197V254H196ZM201 253H202V256H201ZM205 253H207V254H205ZM218 253H219V254H218ZM8 254H10V253H8ZM8 254L5 253L4 255H8ZM26 254H27V253H26ZM26 254L23 255V259H21V257H20V260H19V257H18V258H17V257H14L16 254H15L14 256H11V255H13V254L11 253L10 258H11V257H12L13 259H14V258H15V259L17 258L18 260H13V259L10 260V258H9V260L6 259L7 261L5 260V262L3 261V260L5 259V257L1 256L2 259H0V264H3V263H4V264H11V262H13V263L15 262L14 264H16L18 261H19L18 263H23L24 256H25ZM28 254H29V253H28ZM47 254H48V253H47ZM49 254H48V256H49ZM55 254H54V255H55ZM75 254H76V255H75ZM90 254H91V253H90ZM209 254H210V257H209ZM212 254H213V255H212ZM215 254H216V255H215ZM220 254H221V255H222V254H223V255L225 254V255H224V256H220ZM0 255H3V254L1 253ZM30 255H31V254H30ZM45 255H46V254H45ZM45 255H44V256H45ZM63 255H64V256H63ZM162 255H163V256H162ZM170 255H171V256H170ZM195 255H196V256H195ZM257 255H256V256H257ZM31 256H32V255H31ZM37 256H38V257H37ZM48 256H47V258H45V259L42 257L43 260H42V259H38V260H39V261L41 260L40 262H41L42 264H44V263L47 264V263H51V262H53L54 260H53L52 258H50V256H49V258H50L51 262H49V261H47V263H46V262H43V261H46V259H47V260L49 259ZM51 256H53V255H51ZM58 256H57V257H58ZM95 256H96V255H95ZM205 256H206V257H205ZM212 256H214V257H212ZM1 257H0V258H1ZM28 257H29V255H28ZM28 257H26V258L29 259V260L27 261V259H25L26 262L24 261V264H31L33 261L37 260V259H32V260H33L32 262L27 263V262H29V261L31 260V258H28ZM34 257H32V258H34ZM45 257H46V256H45ZM124 257H125V259H123V257H122V258L120 257V258L116 259V262H114V263H112V262L115 261V259H114L113 261H111V260H109V261H110V263H112V264H116L117 262H118V264H120V263H121V264H123V263H124V264H126V263H127V264H129V263H130V264H135V263H136V264H150V263H151V260H149V259H150L149 256H146V257H144V258L140 257V258H142V259L138 258L137 260H136V257L133 256V255H131V256H129V257H128V256H124ZM127 257H128V259H126ZM131 257H132V258H131ZM134 257H135V258H134ZM147 257H148L149 259H147ZM3 258H4V259H3ZM92 258H93V257H91V260L88 259L89 262H88V261H85V260H82L81 258H77V260H78V259H79V260L81 259L80 261H79V260L77 261L76 259H74V260H76V262H74L73 258H72V260H71L72 262H70L69 260H68V261H69L70 264H74V263H75V264H76V263L78 264V262L80 263L81 261H82V262H81L80 264H82V263H84V262H85L84 264H86V263H87V264H91V263H93V264H102V263H104V262H105V264H110L109 262L107 263L108 260L104 261L105 259H103V260L101 259V261H100V258H99V260H97V259H96V258H98L97 256H96V258L94 257L95 259L93 258L94 261L92 260ZM165 258H163L161 261H163ZM194 258H195V259H194ZM196 258H197V259H196ZM211 258H210V259H211ZM222 258H223V259H222ZM226 258H227V259H226ZM238 258H239V259H238ZM240 258H242V259H240ZM67 259H70V258H67ZM132 259H134L136 262H134V260H132ZM144 259H145V261H144ZM217 259H218V260H217ZM221 259H222V260H221ZM1 260H2V261H1ZM52 260H53V261H52ZM129 260H130V261H129ZM131 260L133 261V263H132ZM138 260H139V261L142 260V263H139ZM173 260L176 261V259H173ZM193 260H194V261H193ZM226 260H227V262H226ZM238 260H239V261H238ZM240 260H241V261H240ZM21 261H22V262H21ZM55 261H56V260H55ZM58 261H59V260H58ZM65 261H66V260H65ZM83 261H84V262H83ZM90 261H91V263H90ZM122 261H123V262H122ZM124 261H125L126 263H125ZM182 261H183V262H182ZM197 261H198V262H197ZM223 261H224V262H223ZM236 261H237V262H236ZM6 262H7V263H6ZM36 262H37V261H36ZM36 262H34V264L39 263V262H37V263H36ZM56 262H57V261H56ZM56 262H53V263H56ZM73 262H74V263H73ZM95 262H96V263H95ZM99 262H100V263H99ZM119 262H120V263H119ZM137 262H138V263H137ZM140 262H141V261H140ZM147 262H149V263H147ZM155 262H156V261H155ZM158 262H159V264H160V261H159V260H158ZM233 262H234V263H233ZM41 263H39V264H41ZM60 263H63V262L60 261ZM60 263H59V264H60ZM64 263H65V262H64ZM66 263H68V262H66ZM66 263H65V264H66ZM161 263H162V262H161ZM186 263H184V264H186ZM56 264H57V263H56ZM204 264H205V263H204ZM239 264H240V263H239Z\"/></svg>",
	"mask_w": 264,
	"mask_h": 264
}]
</instances>
